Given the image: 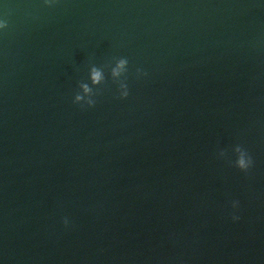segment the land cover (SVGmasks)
Masks as SVG:
<instances>
[{"label":"water","instance_id":"obj_1","mask_svg":"<svg viewBox=\"0 0 264 264\" xmlns=\"http://www.w3.org/2000/svg\"><path fill=\"white\" fill-rule=\"evenodd\" d=\"M0 264H264V0H0Z\"/></svg>","mask_w":264,"mask_h":264}]
</instances>
